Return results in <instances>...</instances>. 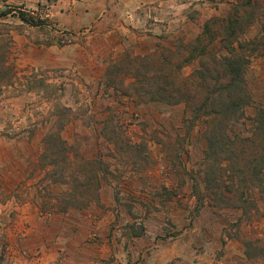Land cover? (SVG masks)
Here are the masks:
<instances>
[{
    "label": "rangeland",
    "instance_id": "374dc122",
    "mask_svg": "<svg viewBox=\"0 0 264 264\" xmlns=\"http://www.w3.org/2000/svg\"><path fill=\"white\" fill-rule=\"evenodd\" d=\"M232 1L0 0V14L12 10L0 16V55L13 76L0 81V152L9 159L2 169L12 170L0 182V264H15L14 255L40 257L31 238L55 211L61 225L66 221L69 232H79L60 234L58 264H264V192L243 182L241 198L227 179L229 199L213 206L203 178L204 123L188 135L183 105L136 107L102 83L110 62L153 51L158 43L171 46L179 36L193 38L210 17L226 15ZM20 11L43 23L23 22ZM263 23L264 11L246 40L259 36ZM192 69L185 67L184 74ZM248 82L253 102L240 126L243 137L250 135L255 108L264 105L261 51L252 57ZM60 104L70 109L63 110L68 123L61 131L74 161L70 169L95 159L109 169L100 202L69 215L58 208L71 186L51 182L52 167L42 165V141L31 147L37 156L27 159H15L14 147L15 141L21 147L56 131ZM109 115L133 143L147 144L142 157L102 139L101 123ZM6 184L13 188L3 192ZM164 188L174 192L171 198ZM29 201L43 210L35 222L16 214ZM141 225L145 231L137 237Z\"/></svg>",
    "mask_w": 264,
    "mask_h": 264
},
{
    "label": "trees",
    "instance_id": "16d2710c",
    "mask_svg": "<svg viewBox=\"0 0 264 264\" xmlns=\"http://www.w3.org/2000/svg\"><path fill=\"white\" fill-rule=\"evenodd\" d=\"M11 11H4L0 16ZM263 11L262 0H233L226 15L210 17L195 37L187 39L183 35L171 46L158 43L153 51L145 54H127L110 62L102 79L108 90L131 99L136 107L147 104L171 109L183 105V124L188 135L198 123H204L203 178L206 195L214 207H221L229 199L227 190L231 186L227 179L234 180L241 198L246 187L243 182L264 192V105L255 108L250 135L243 137L240 131L253 102L248 82L252 57L259 51L264 54V23L259 36L246 40L245 35L259 22ZM18 14L30 25L43 23L23 11ZM188 66L193 69L185 75L184 69ZM12 78L5 57L0 55L1 83ZM63 110L70 109L60 104V126L44 134L41 141L42 165L52 167L48 173L51 182L71 186L61 193L59 200L64 205L58 209L67 212L100 202V190L109 169L101 159L80 163L77 171L70 169L74 161L68 142L61 135L68 123ZM100 133L105 142L125 153L134 148L142 157L146 152L147 144L133 143L123 128L117 127L113 115L101 123ZM251 144L255 151L250 154L247 151ZM180 155L175 153L179 162ZM164 190L169 198L174 194L168 188ZM140 227L135 232L137 237L145 231L144 225Z\"/></svg>",
    "mask_w": 264,
    "mask_h": 264
},
{
    "label": "crops",
    "instance_id": "0c3cea01",
    "mask_svg": "<svg viewBox=\"0 0 264 264\" xmlns=\"http://www.w3.org/2000/svg\"><path fill=\"white\" fill-rule=\"evenodd\" d=\"M146 52H149V51H146ZM35 142H38V144L41 143V138L40 140H37V138L33 137L30 143L25 142L24 145H22L21 147H19L18 146L19 144L16 143L15 141L14 147L16 148L15 152L17 153L15 154V159L16 158L25 159L26 156H30V155L37 156V154H34L31 151ZM27 147H30V148L32 147V148L28 150L26 149ZM34 159L35 157L31 158V160H34ZM8 162H9V159H8V156L5 154V152H0V182H2L3 179L7 180L8 175L12 172L11 169L10 170L2 169V166L4 165L8 166L7 164ZM8 185L7 184L5 185L6 189H4L5 191L3 192H6V190L9 191V189L13 188L11 187L10 184ZM0 190H3V189H0ZM32 201H29L28 203H31L33 205H30L27 203L28 205L26 204V206L23 205V207L17 208L18 211L16 212V214L20 216L21 218H25L26 220H29L30 222H35L37 216L43 213V210L42 208H40L38 204H35V202H32ZM66 213L67 215H69L70 213H72V209ZM65 218L67 219L68 217H65ZM68 224L69 223L65 221L61 225L60 214H58V212L55 211L49 219H44V221L40 223V225L36 229L35 236L31 238L35 242L34 247L38 248L41 251L42 253L41 256L38 258H34V257L33 258H23L21 256L14 255L12 259L13 262L15 264H58V262L60 261V234L63 235V237H66L67 234H71L72 232H74L72 233V235L75 233L77 234L79 233L78 230L73 231L72 229H70V232H69L68 231L69 229L67 228L68 226H70V224L69 225ZM31 239L28 240L29 243ZM12 246L14 249V253L19 252L20 247H18V245L15 247L12 243Z\"/></svg>",
    "mask_w": 264,
    "mask_h": 264
}]
</instances>
